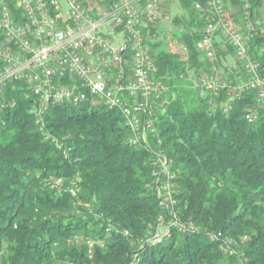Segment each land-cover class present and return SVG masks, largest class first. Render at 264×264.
Here are the masks:
<instances>
[{
    "label": "trees",
    "instance_id": "16d2710c",
    "mask_svg": "<svg viewBox=\"0 0 264 264\" xmlns=\"http://www.w3.org/2000/svg\"><path fill=\"white\" fill-rule=\"evenodd\" d=\"M192 1L180 0L172 17L184 59L155 41L156 28L146 33L155 80L168 86L150 116V146L131 143L121 114L100 104L52 106L38 125L22 83L0 95V264H264V117H244L253 94L234 99L227 114L213 113L201 92L194 109L172 97L176 78L213 65L198 47L205 21ZM2 2L20 18L16 0ZM250 3L256 15L260 2ZM250 46L264 76V38ZM158 156L173 162L169 206L155 191ZM217 233L223 240L209 239Z\"/></svg>",
    "mask_w": 264,
    "mask_h": 264
},
{
    "label": "built area",
    "instance_id": "2783aa9c",
    "mask_svg": "<svg viewBox=\"0 0 264 264\" xmlns=\"http://www.w3.org/2000/svg\"><path fill=\"white\" fill-rule=\"evenodd\" d=\"M179 2L106 0L101 7L86 8L78 0H16L20 11L17 20L9 5L2 2L0 95L10 84L22 83L23 96L35 100L38 125L52 106L100 104L121 114L132 135L131 143L144 142L146 134L152 132L146 104L159 101L165 92L163 83L155 80L158 67L145 46L146 33L165 22L166 14ZM238 3L236 21L224 0L192 1L199 18L205 21L198 47L203 60L213 64L210 74L198 77L195 88L210 97L213 113L221 109L227 114L234 99L253 94L255 108L244 117L247 124H254L264 117V76L260 63L251 56L250 44L264 38V17L252 14L250 0ZM119 35L124 37L123 45L116 47ZM219 39L237 61L239 75L233 84L216 76L220 71L215 67ZM179 48L186 54V48ZM260 53L264 55V46ZM224 89L226 99L218 105L215 101ZM172 163L163 156L155 162L159 166L155 191L165 206L174 203ZM162 178L165 184L159 186ZM168 199L169 204H165ZM165 232L157 231L154 242L160 243ZM209 239L223 240V236L217 233Z\"/></svg>",
    "mask_w": 264,
    "mask_h": 264
},
{
    "label": "rangeland",
    "instance_id": "374dc122",
    "mask_svg": "<svg viewBox=\"0 0 264 264\" xmlns=\"http://www.w3.org/2000/svg\"><path fill=\"white\" fill-rule=\"evenodd\" d=\"M179 10L180 9L171 11L173 13V15H172L173 18H174V15H179V14H177L179 12ZM172 13H170V14H172ZM262 15H264V13L263 14L261 13V15L259 14V16L264 17ZM163 23H165V24H163ZM163 23H162L163 25H160V28L158 30H156L155 41L160 43V46L165 48L168 52H170L172 54L178 53L181 56V58L184 59L185 55L184 56H183V54L181 55L182 51L179 48L180 43L174 45V41L178 42V40L175 38V34H178L177 30L179 29V26L172 23V17H169L168 13L166 14V21ZM147 37H148V35H147ZM123 40H124V37L122 35H119L118 39H116V41L114 42V46H116V47L122 46ZM147 49H148V46H147ZM219 73H220V71L218 72V75H216V76L220 78L222 76L219 75ZM200 74L202 75L203 73L200 71H199V73H196L195 71L190 70L186 76L182 75L181 77H178V79L176 78V80L174 81V84H173V88H175L176 93H174L172 95V97L180 98L181 101L183 102V104L189 109H194L197 107L196 100H197L198 95H200V91L195 88V84L197 82L198 77L201 76ZM163 85L165 87L164 91L167 92L168 86L165 83H163ZM158 105L155 106V102H153L152 100L148 101V103L146 104V106H148V109L150 110L148 120H150V116H151V114L154 113L153 110L156 107L158 109L161 108V105L160 104H158ZM153 133H154V126L152 123V132L147 133L146 137L144 139V142L143 141H141V142L146 144L147 146H150V142H151L150 138H152ZM164 184H165V181H164V178H162L161 182H159L158 185L161 186ZM56 185H57L56 188L60 189V187H61L60 182H56ZM174 189L175 188H173V191H174ZM67 190L73 196L72 197L74 199L73 205L75 206V203H77L79 205L80 201H76L78 198V195H80L78 189H76L75 187H69ZM169 200L170 199L166 200L165 204H169V202H170ZM165 228H166L165 226L160 227L159 230L162 231Z\"/></svg>",
    "mask_w": 264,
    "mask_h": 264
},
{
    "label": "crops",
    "instance_id": "0c3cea01",
    "mask_svg": "<svg viewBox=\"0 0 264 264\" xmlns=\"http://www.w3.org/2000/svg\"><path fill=\"white\" fill-rule=\"evenodd\" d=\"M87 3L89 2L90 6L92 8H98L101 7L103 3H106V0H85ZM260 2L259 7L257 8V11L255 12L256 15L259 16L261 13H264V0H258ZM224 4H226V9L229 15L235 19V17L238 16L239 12V3H233L232 0H224ZM180 9L179 4L173 5V7L168 12L169 17H173V13L171 11ZM178 12V11H177ZM172 13V14H170ZM264 16V15H262ZM165 24V23H163ZM162 23L160 25H163ZM160 25L157 27V30L160 28ZM218 54H217V61H219V70L223 73V75H226V80H229V75H232L233 79H235L239 74L238 71H236V60L234 58L233 52L227 49L225 46L222 45L221 40L219 39V42H217Z\"/></svg>",
    "mask_w": 264,
    "mask_h": 264
}]
</instances>
